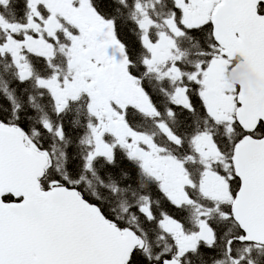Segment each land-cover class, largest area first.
<instances>
[{
    "label": "snow or ice",
    "instance_id": "obj_1",
    "mask_svg": "<svg viewBox=\"0 0 264 264\" xmlns=\"http://www.w3.org/2000/svg\"><path fill=\"white\" fill-rule=\"evenodd\" d=\"M0 264H264V0H0Z\"/></svg>",
    "mask_w": 264,
    "mask_h": 264
}]
</instances>
